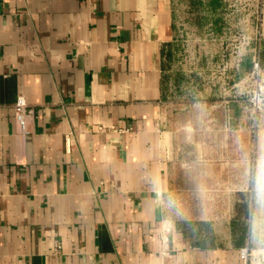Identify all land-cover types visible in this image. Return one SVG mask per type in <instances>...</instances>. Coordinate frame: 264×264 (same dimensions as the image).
<instances>
[{
	"label": "crops",
	"instance_id": "obj_1",
	"mask_svg": "<svg viewBox=\"0 0 264 264\" xmlns=\"http://www.w3.org/2000/svg\"><path fill=\"white\" fill-rule=\"evenodd\" d=\"M175 37V0H0V264H264V142L189 155Z\"/></svg>",
	"mask_w": 264,
	"mask_h": 264
},
{
	"label": "rangeland",
	"instance_id": "obj_2",
	"mask_svg": "<svg viewBox=\"0 0 264 264\" xmlns=\"http://www.w3.org/2000/svg\"><path fill=\"white\" fill-rule=\"evenodd\" d=\"M248 2L175 0L166 101L170 125L182 129L190 156L199 154L198 143L245 142L246 129L254 144L264 142V24ZM254 154L257 161L264 151Z\"/></svg>",
	"mask_w": 264,
	"mask_h": 264
},
{
	"label": "built area",
	"instance_id": "obj_3",
	"mask_svg": "<svg viewBox=\"0 0 264 264\" xmlns=\"http://www.w3.org/2000/svg\"><path fill=\"white\" fill-rule=\"evenodd\" d=\"M256 3L253 5L252 0L248 2L249 6L256 9H260L262 24H264V0H255ZM264 32H262L263 34ZM264 35V34H263ZM36 110L31 106L23 95L18 96L14 103V117L15 122L22 132H28V123L30 118L35 116ZM0 117H1V106H0ZM242 257L247 260L249 257V249L243 248Z\"/></svg>",
	"mask_w": 264,
	"mask_h": 264
}]
</instances>
